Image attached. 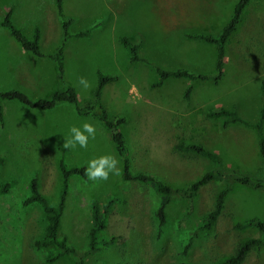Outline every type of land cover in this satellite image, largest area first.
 <instances>
[{
    "label": "rangeland",
    "instance_id": "1",
    "mask_svg": "<svg viewBox=\"0 0 264 264\" xmlns=\"http://www.w3.org/2000/svg\"><path fill=\"white\" fill-rule=\"evenodd\" d=\"M238 0H63L64 16L73 19L71 33L91 28L89 35L67 38L63 50V82L72 86L79 103L92 98L97 73L116 76L100 94L110 116H124L123 133L133 170L150 172L172 187H183L213 168V163L193 152H181L178 142L200 143L217 152L223 167L260 177L261 159L257 131L240 123L222 127V119H208V108L234 109L244 120L259 117L264 82V0H251L225 44L222 76L213 82L216 48L186 34L217 35L229 20ZM11 19L31 38L39 29V49L53 53L63 39L54 0H0V19L9 9ZM138 44L146 59L130 62L129 49L119 37ZM149 61L150 63L148 64ZM164 70L186 69L206 79L168 77L154 87ZM84 79L88 88L80 84ZM60 86L54 61L23 50L0 24V91L17 89L30 99L46 98ZM187 97L184 93L187 87ZM0 264H220L239 245L261 233L254 226L236 224L264 221V188L233 183L222 213L210 229L197 230L202 216L213 208L222 181L203 185L190 201L172 198L165 205L161 227L155 216L161 195L149 184L121 178L122 161L109 133L91 115H77L74 106L58 102L41 109L17 100L1 102ZM94 127L87 147H65L71 128L82 132ZM264 138V119L262 126ZM88 135L87 133H84ZM112 156L119 174L107 180H90L71 174L59 233L75 249L54 262L35 245L44 232L45 219L36 203L24 204L35 178L39 191L56 205L62 188L58 167L82 166ZM116 203L100 240H111L87 252L92 202ZM184 252L185 246H187ZM241 264H264V241L253 247Z\"/></svg>",
    "mask_w": 264,
    "mask_h": 264
},
{
    "label": "trees",
    "instance_id": "2",
    "mask_svg": "<svg viewBox=\"0 0 264 264\" xmlns=\"http://www.w3.org/2000/svg\"><path fill=\"white\" fill-rule=\"evenodd\" d=\"M251 0H238L234 5L232 14L226 24L222 27L221 31L217 35L210 34H186L187 37H194L215 45L216 48V61H215V72L211 76L213 82L219 81L222 76V68L224 63L225 44L237 28L245 7L250 3ZM63 0H54V6L56 15L59 18L60 26L62 29L63 39L57 46L53 53L43 54L39 49V29H34L31 38L26 37L21 29L14 25L11 19L12 9L9 8L1 17L0 24L5 27L9 34L20 44L25 50L33 53L37 56H46L54 61L56 66V76L60 86L52 92V94L46 98H39L36 100L30 99L25 93L17 90L10 89L0 91V119H1V102L3 100H17L23 104L31 107H37L41 109H50L58 102H67L74 106L75 113L77 115H91L95 117L100 124L105 128L111 137V141L114 144L115 150L122 161V172L121 178L125 181H135L144 184H149L158 194L161 195L162 199L159 207L155 211V216L158 220L159 227L163 226L166 221L165 205L166 203L175 197L192 200L198 190L205 184L211 181H222L223 186L217 193L213 208L205 213L197 225V230H207L212 227L219 215L222 213L224 201L226 196L231 190L233 183H239L250 186L255 189L264 188V167L263 173L260 177L251 176L246 172L237 173L236 171L226 170L223 167L221 157L217 152L210 150L200 143L194 142H178L176 148L181 152H193L200 156L205 157L213 163V168L204 172L197 180L183 186V187H172L165 183L150 172L136 171L133 170L128 157V150L125 142L123 133L120 131L119 126L124 122L125 118L121 115L110 116L106 107L102 104L100 94L103 86L116 79L114 75H107L101 72L97 73V84L92 91V98L84 103H79L75 89L69 84L63 82V50L67 38L83 37L89 35L91 28L80 30L71 33L69 26L73 22V19L66 17L62 11ZM119 41L129 50V61L138 62L146 59L139 55L138 44L132 42L128 37L121 36ZM148 64L150 63L147 61ZM156 73L159 75L158 80L153 84L154 87L159 86L168 77L176 78H187L189 80L206 79L205 74H197L186 69L176 70H164L159 67H154ZM190 91V86L186 88L184 97H187ZM205 116L209 119H222V127L225 128L231 123H240L244 126L253 127L257 131L259 153L261 159H264V138L262 134V126L264 119V82L261 84V104L259 107V117L255 122H249L242 119L234 109H228L223 106L217 108H208L205 111ZM3 159L0 158V164ZM58 167L62 175V188L59 194V200L56 205H50L46 197L39 191L38 184L35 178L30 181V195L24 200V204L36 203L41 212L44 215L45 226L44 232L41 238L35 241V245L43 248L47 251L46 261L54 262L64 254H75V249L69 245L64 236L59 233L60 217L65 205V197L67 193V180L71 174H79L85 177V169L80 166L68 167L62 161H59ZM9 183H3L0 185V193L7 192L9 189ZM116 198L109 196L104 203L92 202L91 209V225L87 232V252L95 251L101 245L110 242L111 240H100L99 234L101 230L106 227V222L109 214L112 211L113 205L116 203ZM247 226H254L261 233L258 238H249L243 241L237 250L223 260L220 264H241L245 259L248 252L255 246L261 245L264 241V221L259 218H250L248 221L243 223H237L236 227L245 228ZM185 246L184 252L187 247ZM188 264V263H181Z\"/></svg>",
    "mask_w": 264,
    "mask_h": 264
},
{
    "label": "clouds",
    "instance_id": "3",
    "mask_svg": "<svg viewBox=\"0 0 264 264\" xmlns=\"http://www.w3.org/2000/svg\"><path fill=\"white\" fill-rule=\"evenodd\" d=\"M80 84L85 85L88 88V83L84 79L80 80ZM83 132L78 128H71L72 139L65 144V147H75L78 143L81 148L87 147L89 136H95V129L92 125L85 123L83 125ZM87 133L88 135H85ZM117 160L112 156H104L98 160H92L89 162L85 171L86 176L90 180H107L109 173L112 172L116 175L119 174V169L116 167Z\"/></svg>",
    "mask_w": 264,
    "mask_h": 264
},
{
    "label": "crops",
    "instance_id": "4",
    "mask_svg": "<svg viewBox=\"0 0 264 264\" xmlns=\"http://www.w3.org/2000/svg\"><path fill=\"white\" fill-rule=\"evenodd\" d=\"M24 50V49H23ZM180 78H182V77H180ZM209 119V118H208Z\"/></svg>",
    "mask_w": 264,
    "mask_h": 264
}]
</instances>
